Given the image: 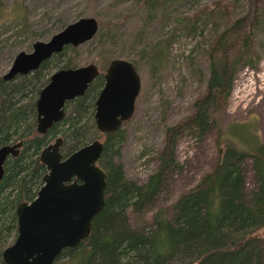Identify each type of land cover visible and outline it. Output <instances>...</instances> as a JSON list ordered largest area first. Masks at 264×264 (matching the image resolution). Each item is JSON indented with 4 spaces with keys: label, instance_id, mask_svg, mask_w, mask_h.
Returning <instances> with one entry per match:
<instances>
[{
    "label": "rangeland",
    "instance_id": "obj_1",
    "mask_svg": "<svg viewBox=\"0 0 264 264\" xmlns=\"http://www.w3.org/2000/svg\"><path fill=\"white\" fill-rule=\"evenodd\" d=\"M246 7L247 0H158L153 9H149L143 0H0V79L20 51L30 53L34 42L48 41L52 35L80 18H94L97 29L93 36L76 46L65 45L60 52L44 60L52 58L40 69L38 80L32 73H27L32 82L26 88L31 87L25 88L23 96L16 93L15 98H21V104L30 105L38 96L37 90L47 84L55 71L63 68L94 63L104 72L112 59L132 62L140 77V90L133 114L119 128L122 137L118 140L112 161L120 166L126 179L142 185L158 168L157 157L164 145L165 129L185 125L193 113L195 99L205 92L210 42L226 26L228 18L244 14ZM159 45L164 49L163 54L156 53L161 51ZM255 48L259 57L256 67H244L237 72L227 104L215 115L216 124L201 138L184 131L177 138L175 147V160L180 168L172 169L165 175L162 187L148 207L142 211L130 207L126 210L128 224L137 230L153 233V242L168 236L166 230L155 226L153 214L163 209L167 222L175 218L180 196L217 164V139L228 136L229 126L233 125V130H242L246 134L250 131L255 135V150L264 157V92H257L251 99L246 95L248 79L252 76L257 85L256 74L264 73L263 14L256 29ZM19 76L16 78L19 79ZM238 123H247L250 130L244 125L238 126ZM94 138L105 141V137L98 132ZM53 141L51 139L50 143ZM41 150L36 156L39 157ZM99 160L98 164L102 167ZM238 160L230 156L227 161L229 164L239 163L244 169L242 186L237 188V195L238 198L244 196V200L240 199L241 203L252 207L255 197L264 188V178L259 177L257 172L260 163L248 156ZM5 194L7 205L5 212L0 213V226L6 225L10 216L14 215V203L19 202L17 191ZM219 196V190L208 192L198 205L201 214L209 216L208 212L216 213ZM262 210L263 216L258 222L264 220V206ZM255 224L248 219L226 224L223 231H227L230 240L224 248L246 236ZM263 230L264 227L259 231ZM15 232L12 230L3 234L6 237L5 246L13 242ZM182 245L170 248L168 257L163 258L161 264H195L201 254L200 249H184ZM66 252L64 249L60 254L65 255ZM61 262V258L55 260L56 264ZM145 264H151L150 260H146Z\"/></svg>",
    "mask_w": 264,
    "mask_h": 264
},
{
    "label": "trees",
    "instance_id": "obj_2",
    "mask_svg": "<svg viewBox=\"0 0 264 264\" xmlns=\"http://www.w3.org/2000/svg\"><path fill=\"white\" fill-rule=\"evenodd\" d=\"M143 2L149 9H153L158 0ZM262 14L264 15V0H247L244 14L228 18L226 26L210 42L205 92L195 99L193 113L185 125L165 129L164 145L157 157L158 168L144 184L138 185L126 179L120 166L112 161L118 140L122 137L119 130L105 135L99 160L107 173L104 207L94 218L90 235L75 249H66L65 255L57 256L56 259L62 260L59 264H145L146 260H150L151 264H161L163 258L168 257L170 248L176 249L182 243L184 249H200L201 254L195 264H264V230L259 231L264 227V220L258 222L263 216L264 188L255 197L252 207L241 203L240 199L244 196L238 198L237 188L242 186L244 169L239 163L229 164L227 161L230 156L239 160L246 156L255 158L260 163L257 167L259 177L264 178V157L255 150L257 139L250 133L247 123L237 124L241 127L244 125L249 131L247 134L242 130H233L232 125L227 128L229 132L226 138L217 139V164L180 196L175 207V222V218L166 221L163 209H158L153 214L155 226L166 230L168 236L153 242V233L133 228L128 224L126 216L129 207L136 211L148 207L162 187L165 175L172 169L180 168L175 160L177 138L184 131L191 132L197 138L206 135L216 124L215 115L227 104L237 72L244 67H256L259 58L255 48L256 29L262 21ZM160 48L159 45L158 49ZM163 50L161 48V51L155 52L163 54ZM51 59L31 72L34 79L38 80L40 69ZM30 82L32 81L27 75L10 81L0 79V146L22 141L19 154L14 158L10 157L4 165L5 173L0 181V213L6 210L7 191H11V194L17 191L20 201L27 199L31 190L41 184L46 169L36 153L51 139L57 135L63 139L61 152L67 156L94 140L98 132L92 114L95 99L103 84L101 75L90 83L82 97L66 103L64 118L44 134L38 133L35 127L36 99L28 105L21 104V98H15L16 93L25 95V88ZM29 87L31 86L26 90ZM213 190H219V206L216 213L208 212L209 216L207 213L204 216L198 205ZM239 219H248L257 224L246 236L224 248L225 243L230 240L227 231H223L224 226ZM12 230L16 231L15 214L10 216L6 225L0 226V251L5 246L6 237L3 234ZM52 264H56L55 261Z\"/></svg>",
    "mask_w": 264,
    "mask_h": 264
},
{
    "label": "water",
    "instance_id": "obj_3",
    "mask_svg": "<svg viewBox=\"0 0 264 264\" xmlns=\"http://www.w3.org/2000/svg\"><path fill=\"white\" fill-rule=\"evenodd\" d=\"M97 29L94 18L84 17L65 26L46 41H36L32 51H20L4 75L9 80L37 69L41 62L65 45L76 46L90 39ZM99 74L94 63L55 71L35 102L36 130L45 133L64 117L67 101L81 96ZM140 77L132 62L109 61L104 85L94 107V123L101 133L116 131L134 111ZM62 139L45 146L39 155L46 172L42 186L30 202L17 205L16 236L2 251L4 264H52L64 249H75L88 237L94 218L104 207L107 173L98 164L103 144L99 139L66 157L60 153ZM21 142L0 146V180L9 154H18Z\"/></svg>",
    "mask_w": 264,
    "mask_h": 264
},
{
    "label": "flooded vegetation",
    "instance_id": "obj_4",
    "mask_svg": "<svg viewBox=\"0 0 264 264\" xmlns=\"http://www.w3.org/2000/svg\"><path fill=\"white\" fill-rule=\"evenodd\" d=\"M52 56H53V55H52ZM43 62H44V61H43ZM107 65H108V64H107ZM106 67H107V66H106ZM105 69H106V68H105ZM31 72H33V71H30L29 73H31ZM25 75H26V74H25ZM99 75H101V76L103 77V84H102V87H103V85H104V75H105V71H104V72H101L100 69H99V74H98L96 77H98ZM18 76H19V75H16V76H14V77L11 78V79H14V78H16V77H18ZM3 79H4V78H3ZM11 79H9V80H11ZM4 80H5V79H4ZM5 81H8V80H5ZM47 83H48V82H47ZM91 83H92V82H91ZM45 85H46V84H45ZM45 85H44V86H45ZM89 85H90V84H89ZM44 86H43V87H44ZM43 87H42V88H43ZM88 87H89V86H88ZM88 87H87V89H88ZM102 87L100 88V90L102 89ZM42 88H41V89H42ZM41 89H40V90H41ZM87 89H86V90H87ZM86 90H85V92H86ZM100 90H99V92H100ZM39 92H40V91H39ZM85 92H84V93H85ZM99 92H98V94H99ZM84 93H83L81 96H78V97H82V96L84 95ZM98 94H97V96H98ZM38 95H39V93H38ZM37 97H38V96H37ZM78 97H75V98H73V99H76V98H78ZM36 99H37V98H36ZM73 99H72V100H73ZM96 99H97V97H96ZM96 99H95V100H96ZM69 101H71V100H69ZM69 101H67V102H69ZM35 102H36V101H35ZM67 102H66V103H67ZM66 103H65V105H66ZM94 104H95V102H94ZM65 105H64V116H65V113H66V111H65ZM94 107H95V106H94ZM63 118H64V117H63ZM92 118H93V120H94V111H93V114H92ZM35 121H36V108H35ZM59 122H60V121H59ZM124 122H125V121H124ZM56 123H57V122H56ZM54 124H55V123H54ZM122 124H123V122H122ZM122 124H121V125H122ZM35 127H36V125H35ZM120 127H121V126H120ZM120 127H119V128H120ZM50 128H51V127H50ZM119 128H118L117 130H119ZM117 130H116V131H117ZM36 131H37V130H36ZM47 131H48V130H47ZM47 131H46V132H47ZM97 131H98V130H97ZM37 132H38V131H37ZM46 132H45V133H46ZM114 132H115V131H114ZM38 133H39V132H38ZM98 133H100L101 135H103V136L105 137L106 134H110V133H112V132H110V133H101V132L98 131ZM40 134H44V133H40ZM57 137H60V136H59V135L55 136V137L53 138V140H55ZM60 138H61V137H60ZM61 139H62V138H61ZM19 141L21 142V145H20V147L18 148V154H19V152H20V150H21V148H22V141H21V140H18L17 142H19ZM91 141H93V140H91ZM91 141H89L88 143H90ZM17 142L9 143V145H11V144H15V143H17ZM53 142H54V141H53ZM101 142H102V141H101ZM88 143H86V144H88ZM48 144H50V142H48L45 146H47ZM62 144H63V139H62V143H61V145H60V153H61L62 157L64 158V157H66V156H64V155L62 154V152H61V146H62ZM86 144H84V145H86ZM102 144L104 145V142H102ZM84 145H82V146H84ZM45 146H44V147H45ZM82 146H80V147H82ZM44 147H43V148H44ZM80 147H79V148H80ZM43 148H42V149H43ZM77 149H78V148H77ZM77 149H76V150H77ZM74 151H75V150H74ZM102 151H103V149H102ZM71 153H72V152H71ZM18 154H17V155H18ZM101 154H102V153H101ZM17 155L13 156V155L9 154V155L7 156L5 162H6L10 157H11V158H12V157L14 158V157H16ZM67 156H68V155H67ZM100 157H101V156H100ZM4 165H5V163H4ZM44 167H45V166H44ZM4 173H5V168H4ZM43 175H44V174H43ZM0 181H1V180H0ZM41 186H42V178H41V184H40L36 189H35V187H34L33 190H31V194H30V196H29L27 199H25V200H23V201H19L18 203H15V211H16V207H17V205H18L19 203H21V202H30L31 200H33V199L36 197L37 192H38V190H39V188H40ZM14 214H15V213H14ZM15 216H16V215H15ZM14 238H15V237H14ZM5 247H6V246H5ZM5 247H4V248H5ZM4 248H3V249H4ZM3 249H2V251H3ZM2 251H0V261H1L2 264H4V262H3V260H2Z\"/></svg>",
    "mask_w": 264,
    "mask_h": 264
},
{
    "label": "built area",
    "instance_id": "obj_5",
    "mask_svg": "<svg viewBox=\"0 0 264 264\" xmlns=\"http://www.w3.org/2000/svg\"><path fill=\"white\" fill-rule=\"evenodd\" d=\"M264 74V73H263ZM262 73H258L256 74V76H258V84L256 85L255 84V80L252 78H249V83H248V90L246 92V95L247 97H249V99L253 98L254 95L257 93V92H264V75ZM256 88H258L256 90ZM261 96L259 95L258 98H260Z\"/></svg>",
    "mask_w": 264,
    "mask_h": 264
}]
</instances>
